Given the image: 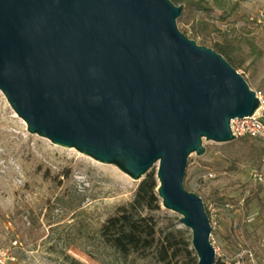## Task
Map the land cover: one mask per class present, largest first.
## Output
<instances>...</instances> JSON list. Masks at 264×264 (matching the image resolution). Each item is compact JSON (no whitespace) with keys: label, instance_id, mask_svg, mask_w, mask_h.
I'll return each mask as SVG.
<instances>
[{"label":"water","instance_id":"obj_1","mask_svg":"<svg viewBox=\"0 0 264 264\" xmlns=\"http://www.w3.org/2000/svg\"><path fill=\"white\" fill-rule=\"evenodd\" d=\"M171 0H0V91L33 134L112 164L134 180L156 166L161 206L214 264L202 198L184 186L203 140L260 107L222 54L177 26Z\"/></svg>","mask_w":264,"mask_h":264},{"label":"rangeland","instance_id":"obj_2","mask_svg":"<svg viewBox=\"0 0 264 264\" xmlns=\"http://www.w3.org/2000/svg\"><path fill=\"white\" fill-rule=\"evenodd\" d=\"M207 1L210 11L194 10L188 23L177 22L178 28L199 45L229 44L236 64L231 65L264 99V0ZM199 18L218 31L195 35L191 24ZM15 115L0 91V264H71L64 254L86 264L73 248L106 255L98 228L115 207L132 200L140 180L30 133ZM252 144L264 146L258 139ZM203 145V155L187 159L184 186L202 198L209 212L215 262L264 264V161L253 158L243 141L203 140ZM152 169L156 172V166ZM151 214L160 232L181 228L191 237L178 223L179 214L162 207L161 200ZM30 217L38 228L30 227ZM188 262L183 255L170 264ZM135 264L159 263L150 258Z\"/></svg>","mask_w":264,"mask_h":264},{"label":"trees","instance_id":"obj_3","mask_svg":"<svg viewBox=\"0 0 264 264\" xmlns=\"http://www.w3.org/2000/svg\"><path fill=\"white\" fill-rule=\"evenodd\" d=\"M173 3L183 5L178 23H188L189 15L194 10L210 11L212 8L207 0H171ZM191 30L195 35L201 33L210 34L218 31L217 28L203 18L193 21ZM213 49L227 58L233 65H236L231 55L229 44L215 42ZM228 142L233 145L238 141L249 144L248 151L253 158L261 160L264 153V146L258 148L252 144L255 138L240 137ZM156 172L151 169L138 183L132 200L126 204L115 207L114 212L109 215L98 228V240L105 248L106 255H95L87 252L100 264H135L137 261L152 259L155 263L170 264L171 260L186 255L188 264H197V256L190 247V236H186V230L181 228H170L165 232H160L158 222L151 212L160 209V200L157 196ZM253 197L247 198L246 203L252 201ZM16 208V214H19ZM22 212V211H21ZM209 216V212L206 209ZM27 222L31 228H38L40 223L35 218H28ZM182 244H181V242ZM64 258L71 264H82L74 258L64 254ZM214 264H224L215 262Z\"/></svg>","mask_w":264,"mask_h":264},{"label":"built area","instance_id":"obj_4","mask_svg":"<svg viewBox=\"0 0 264 264\" xmlns=\"http://www.w3.org/2000/svg\"><path fill=\"white\" fill-rule=\"evenodd\" d=\"M257 96L260 100V107L256 113L252 116L231 120L230 128L236 138L250 137L264 143V99L258 93ZM262 160L264 161V153Z\"/></svg>","mask_w":264,"mask_h":264},{"label":"bare ground","instance_id":"obj_5","mask_svg":"<svg viewBox=\"0 0 264 264\" xmlns=\"http://www.w3.org/2000/svg\"><path fill=\"white\" fill-rule=\"evenodd\" d=\"M72 254L86 264H98V262L95 259H93L91 256L87 255L86 253L82 252L81 250L77 248L72 249Z\"/></svg>","mask_w":264,"mask_h":264}]
</instances>
